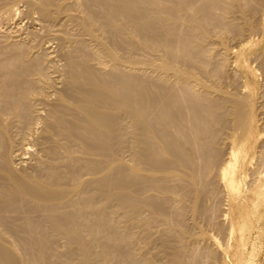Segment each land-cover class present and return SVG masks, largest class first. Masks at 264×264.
<instances>
[{
  "label": "bare ground",
  "instance_id": "6f19581e",
  "mask_svg": "<svg viewBox=\"0 0 264 264\" xmlns=\"http://www.w3.org/2000/svg\"><path fill=\"white\" fill-rule=\"evenodd\" d=\"M47 3H49V0ZM86 3L89 6L85 4V9L89 10L86 13H89L84 15L82 11L83 14L71 15L73 20L76 19L81 23L80 26L86 32L87 38L84 36L85 32L83 33L84 38H77L74 42L72 41L73 38H70L73 49L67 50L66 53L67 71L64 89H54L55 81L48 74L50 70L48 72V68L46 69L31 60L28 53L32 51H27L26 47L18 49L15 54H7L9 55L7 61L13 63H10V66L6 69H0V264H51L47 254L53 244L50 245V243L53 240L55 242V239H64L67 242L63 250V254L67 257L64 256V258L66 260L69 258V263L66 264H70V262L71 264H110L115 258L118 264H148L154 261V254L146 251V246H143V253L138 254L136 251L137 243L140 241H143L145 245L148 243V237L145 234L142 235V233L140 235L136 231V227L145 224L148 226V222L151 220L145 218V216L143 218V211L150 210L155 218L161 219L165 224L167 223L169 228H172L170 226L173 220L170 221V218H174L173 221L176 223L180 220L179 217L175 219L171 208L168 207L169 204H174L169 195L157 199V202L151 200V203L146 201L147 197L144 200L140 195L145 188L154 189L153 193L158 188L161 191L165 189L169 192H175L169 186L170 183L169 185L167 183L171 177H176L181 181L183 191L179 193V202L182 203L185 199L187 201V198L191 200L192 205H189V207L192 206L194 216L195 214L200 216L202 212L205 215L208 214L209 222L217 228L218 235L222 231L221 235L224 236L223 222L225 220L223 211L221 212L220 208L218 210L215 204L212 207L206 206V208V204H203L205 198L212 199L218 192V187L216 189L214 185L208 184L207 176L208 178L211 176V174L209 176V173L212 169L214 170L216 163L222 157V152L216 145L223 139L224 129L227 132L228 128L231 130L238 128L240 131L241 129H247L248 134V128L254 123L251 117L253 105L250 104L252 106H249V97L252 96V93L248 92L245 96L241 93L227 92V89L229 91L227 86L231 79L228 80L227 86L224 84L226 91L223 90V86V88H219L221 84L218 87L219 94L214 95L216 84L213 79L217 83L220 80L222 82L229 74L228 66L230 64L227 63L225 51L222 54L219 52V47L210 46L209 48L208 44L212 43V41L210 42L211 34L217 33L223 36L226 33L227 35L235 33L241 36L244 32L248 35L246 30L248 33L249 30L250 33L255 30L257 28L256 15L264 13L262 10L260 11L261 6L264 5V0H86ZM52 4L51 2L47 6L51 7ZM92 4L97 6V12L91 9ZM75 5L77 4L75 3ZM55 6L57 5L55 4ZM45 7L43 5L42 14L44 18L51 19L53 16L52 10L49 11L48 9L51 8ZM31 8L33 7L31 6ZM74 8H71L72 11ZM52 9L54 11V8ZM234 10L240 12L241 21L230 17ZM56 12L54 11V14ZM67 14H70V12L67 11ZM258 23L262 24V20ZM258 26L260 25L258 24ZM79 28L77 27V29ZM70 29L67 30L70 31ZM97 29L110 35L112 45L107 44L104 38L99 37ZM258 30L260 32V29ZM132 31L136 33L137 37H135L136 40L132 39L133 41L130 39ZM259 32L253 31L254 36L255 33ZM251 35L252 33L249 37ZM229 36L226 39L221 38L224 41L230 40ZM258 37L260 36L258 35ZM49 40L52 41V39ZM87 42L91 45L95 44V47L97 45L92 53L88 51L89 44ZM128 42L129 44L138 43L141 48L148 52V56H151V61L152 56L155 58L156 55L160 56V59L165 62L166 65L163 67L159 65V69L157 66H153V69H151L158 76L157 80L146 79L148 73L143 78L141 72L140 76L130 67H127L128 64L125 65V62H131L136 57L135 53L138 48L132 47L131 44V46H128ZM215 43L217 45L218 42ZM238 43L237 45L242 46L241 42L238 41ZM120 44L124 46H121L122 50H124V54L129 57L130 61L123 60L122 55L120 57V53H118L120 49L117 47ZM64 45L66 44L64 43ZM254 45L256 46V44ZM257 45L261 47V44L257 43ZM247 46L248 44L243 48ZM65 48L67 46L63 49ZM225 48L228 49V52L231 45ZM249 51L247 52L249 53ZM139 53L141 54V49ZM143 55L145 56V54ZM219 55H221V58ZM90 57L97 60L99 65L104 64L109 68L100 70L101 68L93 67ZM214 59L219 60L217 69L210 70L209 65ZM229 59H231V55ZM250 59L254 58L250 57ZM255 60L257 59L255 58ZM146 61L144 60V65H146ZM156 61L155 58L153 65ZM158 61L157 63L161 62ZM178 62L181 66L177 65ZM252 62L257 63L259 61ZM172 64L176 67L173 71L176 80L173 83L171 80L174 77L170 79L169 74ZM240 64L239 62L238 65ZM250 67L252 66L250 65ZM167 68H169V71H167ZM142 70L144 69L142 68ZM143 74L145 75L144 71ZM200 74L206 78L205 81L207 78L212 79L213 89H211V85L197 82L196 77ZM249 74L253 75V73ZM229 77L231 78L230 75ZM231 85L233 84L231 83ZM49 90H53V92ZM240 91L242 92V89ZM235 92H238V90H235ZM52 95L54 100L51 99ZM253 103L255 104V101ZM257 103H260V101H257ZM259 105H256V107L258 108ZM38 124L42 125H40L42 127L41 131L39 128L37 129ZM233 133L234 139H236L235 132ZM238 134V136L241 135L240 132ZM258 134L260 135V132ZM27 135L38 136L39 144H41L39 146L42 148L39 149L43 150V153L39 158L36 169L23 170L22 167V169L17 170L16 161L13 160L9 151L15 142L14 140L17 142L18 137ZM38 141H35V143ZM231 143L233 144V142ZM235 143L234 146H231V151L229 149L231 157L229 162L228 159L226 160L228 164L226 166L222 164L224 167H220V173L216 172L217 176L218 174L221 176V179L217 177L218 180L220 179V183H223L227 189L228 187L231 188V190L236 186L237 166L240 158H244L243 153H245L243 146L236 147L239 143L237 145ZM118 144L120 145L118 146ZM224 144L227 143L224 142ZM262 148L264 149V147ZM124 149L130 153L131 161L128 160V157L126 159L122 156ZM19 150H22V148ZM26 152L27 150L23 154ZM263 154L262 158L264 159ZM122 157L126 162L123 161ZM257 157L261 159V156ZM16 158L19 160V164L26 161L23 155L18 157L16 155ZM245 159L241 160L242 164H244ZM127 160L129 163H127ZM223 160H225V156ZM216 168L215 170H217ZM259 168H261V165L258 166ZM147 171H149V176L151 171V174L155 172V175L158 172L157 178L146 176ZM259 174L261 173L259 172ZM152 175L154 176V174ZM261 176L263 175L261 174ZM240 181L238 182L240 183ZM225 186H222V188ZM237 188L239 189V185ZM146 192L151 194V190ZM142 196L144 197V194ZM175 196L172 197L176 201ZM219 196L221 197V195ZM120 208H125L123 211L127 209L125 214L127 213L128 216H126L127 222L125 221V224L120 220L123 215V212L119 211ZM180 210H183V208ZM232 224L231 229H234ZM177 225L178 227L173 228L176 229L175 231H179V239L183 240L186 235L191 234L189 228L182 227V223L179 222ZM103 233L106 234V241H103ZM174 234L176 235V233ZM118 237L128 238L132 242L129 252L124 255V257L128 255V258H125L124 261L119 257L122 252L117 250L118 247L115 248L119 243L116 240L119 239ZM190 237L192 236H189V240H191ZM13 239H15V242L36 244V246H30L29 250L38 252L42 262L36 263L30 257L25 258L26 255L24 258H20L18 255L20 253L16 249L17 245L14 248L9 244L11 243L10 240L13 241ZM189 244H191V241ZM193 246L195 245H191V247ZM180 249L182 255L177 253L174 256L170 255L172 257L169 256L170 258L162 263L189 264L187 259L191 249L190 246L184 244ZM194 253L196 255L195 251ZM205 253H207L206 256L203 255L206 257L205 263L215 257L214 251L210 250ZM190 259L192 258H189V261ZM158 264L160 263L158 262Z\"/></svg>",
  "mask_w": 264,
  "mask_h": 264
},
{
  "label": "rangeland",
  "instance_id": "374dc122",
  "mask_svg": "<svg viewBox=\"0 0 264 264\" xmlns=\"http://www.w3.org/2000/svg\"><path fill=\"white\" fill-rule=\"evenodd\" d=\"M8 1V2H7ZM0 0V12L2 13V15L0 14V69H6L8 66H10V63H13L12 61H7V57L9 55L7 54H15L18 49H21V48H25L26 47V50L31 52V53H28L30 54L29 56L31 57V60H33L34 62L38 63L39 65L43 66L44 68H48V72L50 70V72L48 73L49 75L52 76V78L54 79L55 81V87L54 89H57V90H62L64 89V86L66 85V69H67V50L69 51L70 49L72 50L73 49V43L71 42V39L72 41L74 42L75 39L77 38H87L86 36V32L84 31L83 27L81 28V23L79 21H77L76 19L73 20L72 16L71 15H80L81 13L83 14L84 12V15H86V11H89L87 9H85V4L88 6V4L86 3V0H49V3H47L48 0ZM58 1V2H57ZM61 1V2H60ZM77 5H75V3ZM28 2V3H27ZM51 2L54 4L51 5V7H48ZM44 3V4H42ZM47 3V5H46ZM65 3V4H64ZM71 3V5H69ZM42 4V5H41ZM55 4L57 6H55ZM64 4V5H63ZM83 7H82V5ZM43 5L46 6L45 8H51V9H48L49 11L52 10V18L51 19H47L46 17L44 18V15L42 14V8H43ZM62 7H60V6ZM66 5V6H65ZM68 5V6H67ZM80 5V6H79ZM31 6L33 8H31ZM41 6V7H40ZM55 6V7H53ZM23 7V8H22ZM64 7V9H63ZM66 7V9H65ZM68 7V9H67ZM77 9H75V8ZM89 7V6H88ZM92 10L94 11H98L97 10V6L92 4L91 6ZM12 8V9H11ZM14 8V9H13ZM54 8V11H58L54 14V11L53 9ZM59 8V10H58ZM74 8V10L72 11V9ZM79 8V9H78ZM29 9V10H28ZM57 9V10H56ZM70 9V10H69ZM81 9V10H80ZM83 9V10H82ZM61 10V11H60ZM76 10V11H75ZM236 10V9H235ZM233 11V14L231 13L230 17H232L233 19L237 18L238 21H241L242 18L240 16V12L238 11ZM262 10V12H264V5L263 7L261 6V9L260 11ZM38 11V13H37ZM40 11V12H39ZM67 11L70 12V14H67ZM79 14H78V12ZM83 11V12H82ZM61 12V13H59ZM71 12H73V14H71ZM77 12V13H76ZM260 12V13H262ZM15 13V14H14ZM41 13V14H40ZM63 13V14H62ZM65 13V14H64ZM86 13V14H85ZM4 14V15H3ZM8 14V15H7ZM56 15V16H55ZM70 15V16H68ZM233 15H235L233 17ZM264 13L261 15V14H257L256 15V22H257V28L255 30H252L251 33V37H249V35L251 34L250 33V30H249V33L248 31L246 30V33L248 35L244 34L239 36L238 34H232V33H229L228 35H230V40H225L227 42H225L224 40H222L223 38H227L228 35L227 33L225 35H218L217 33L216 34H211V37H210V42L212 41V43L208 44L209 48L210 46L211 47H214L215 46L219 49H220V53L224 54V51H225V57L227 58L228 60V73L227 74V77L224 78V80L221 82V80L217 83L214 79H213V82L216 84V88L214 87L215 92L214 91V95H218L219 94V89L218 87L221 85V87L219 88H223V90L225 89L226 91V86L228 84V80H229V84H228V88H229V91L227 89V92L229 93H241V94H244L245 96L247 95L248 92H250V94L252 96L249 97V106L252 107L251 111H252V115H254L255 117L253 118V116L251 115L252 117V122L254 121V125L251 124L250 128L252 129L253 127V134H252V130L250 128H248V134H247V129H230L228 128V132L225 131L224 129V133H223V139L219 142L218 145H216V147L222 152V157L221 159H219V161L216 163L215 167H214V170L215 168L217 170H211V173H209V176L211 174V178L207 176V181H208V184H212L214 185V187L217 189L218 187V192L216 194V196H213L212 199L210 198H205L204 199V202L203 204L205 205V208L206 206L207 207H212L214 206H217L218 210L221 209V212L224 213V222H223V228L225 229L224 230V236L221 235V232L220 235H218L217 233V228H215L213 226V224H211L209 222V216L208 214L205 215V213H202L197 215L195 214L194 216V213L192 212V206L189 207V205H192V201L189 200L187 197V201H182L179 202V193H182L183 189H182V185H181V181L179 179H177L176 177H171V179L168 180V185L170 183V187H172V189H174L175 192H169V191H166L165 189L161 191V189H157L155 190V193L154 192V189H150V188H145L144 191L141 193V197L144 199L146 198V201L150 202L151 203V200L152 202H155L157 199H162L163 197L165 196H168L172 198V201L174 204H169V208H171L172 210V213L175 215V219L176 217H179V222L182 223V227H186L187 229L189 228V231H191V234L189 233L188 236L186 235V237L181 240L179 239L180 237V234H179V231H175L176 229H174L175 227H178V223H176L174 220V218H170L169 220L171 221L172 220V225L170 227L172 228H169L167 227V223L165 224L161 219L159 218H155L152 214V212L149 210H145L143 211V218L145 216V218H149V222H148V226L147 224L145 225H140L138 227H136V231L139 232V234L142 235L145 234L148 238V243L147 241H145L147 244L145 245L143 243V241H138L139 243H137L136 245V248H137V252L138 254H141L143 253V246H146V251L148 252H151L154 254V261L153 264H158V262L160 264H163L165 263L170 257L176 255L177 254H180L182 255V252H181V246L182 245H189L190 246V251H189V254H188V259L187 261L189 262V264H201V261H202V258H203V261H202V264H264V159L262 158V153H264V149L262 147H264V65H263V60H264V31H263V23H264V17H263ZM3 16V17H2ZM43 16V18H42ZM89 16V14H88ZM8 17V18H7ZM56 17V18H55ZM70 17V18H69ZM59 21H58V19ZM66 18H67V21H66ZM64 19V20H63ZM259 19V20H258ZM13 20V21H12ZM258 20V21H257ZM262 20V24L258 23L259 21L261 22ZM38 21V22H37ZM58 22V23H57ZM64 22V23H63ZM70 22H71V26H70ZM32 23V24H31ZM44 23V24H43ZM63 23V24H62ZM78 23V24H77ZM258 24L261 26H258ZM77 25V26H76ZM45 26V27H44ZM73 26V28H72ZM67 27V28H65ZM76 27V28H75ZM77 27L79 29H77ZM42 28V29H41ZM70 29V31H68ZM68 29V30H67ZM82 29V31H80ZM260 29V32L259 30ZM17 30V31H16ZM22 30V31H21ZM53 30V31H52ZM4 31V32H3ZM40 31V32H39ZM65 31H66V34H65ZM80 31V32H79ZM97 29V34L99 35V37L104 38V41L106 40L107 41V44L109 45H112L111 44V37L109 34H105L103 33V31ZM253 31L255 32H259V33H255V36H254V33ZM15 32V33H14ZM26 32V33H25ZM46 32V33H45ZM52 32V33H51ZM69 32V33H68ZM85 32V33H84ZM99 32V33H98ZM6 33V34H5ZM9 33V34H8ZM12 35H11V34ZM40 33V34H39ZM57 33V34H56ZM75 34V36L72 35ZM83 33H84V36H83ZM103 33V34H102ZM262 33V34H261ZM70 34V36H69ZM79 34V35H78ZM82 34V35H81ZM102 36H101V35ZM136 33H133L132 31V34L130 36V39L132 40H136ZM2 35V37H1ZM44 35V36H43ZM52 35V36H51ZM56 35V36H55ZM104 35V36H103ZM213 35V36H212ZM217 35V36H216ZM258 35L260 37H258ZM23 36V37H22ZM30 36V37H29ZM32 36V37H31ZM216 36V37H215ZM226 36V37H224ZM242 36H245V37H242ZM263 36V38H262ZM54 37V38H53ZM58 40H57V38ZM136 37V38H135ZM219 37V38H218ZM223 37V38H221ZM256 37V38H255ZM258 37V38H257ZM56 38V39H55ZM61 38V39H60ZM71 38V39H70ZM255 38V39H254ZM260 38V39H259ZM262 38V39H261ZM29 39V40H28ZM33 39V40H32ZM49 39H52L49 40ZM65 39V41H64ZM70 39V40H69ZM216 39V40H214ZM232 39V40H231ZM38 40V41H37ZM55 40V41H54ZM69 40V41H68ZM132 40V41H133ZM251 40V41H249ZM254 40H257V41H254ZM260 40V42H259ZM4 41V42H3ZM29 41V42H28ZM63 41V42H62ZM110 41V42H109ZM229 41V43H228ZM233 41V42H232ZM241 42V45H237V43ZM254 42V44H256V46L252 45V43ZM62 42V43H61ZM215 42H218L217 45ZM258 44H261V47L257 45ZM263 42V43H262ZM41 43V44H40ZM64 43L66 45H64ZM244 43V45H243ZM2 44V45H1ZM6 44V45H5ZM40 44V45H39ZM87 44H89L88 46V51L90 53L93 52V49H96L95 47V44L91 45L90 43L87 42ZM127 44V43H126ZM132 45V47H138L137 48V51L135 53V58H133V60L131 62H125V65L128 66L127 67H130L134 72H136V74L140 75L141 76V73H142V76L141 77H145L148 73V75L145 77L146 79H155L157 80L158 79V76L153 72L151 71V69H153V66L157 68L159 67V65L161 67H163L165 64V62L162 61V59H160V56H154L157 61H161L159 63L154 62V65H153V61L155 60V58H153L152 56V61H151V56L149 57L148 56V52L145 51L143 48H141V46L138 44V43H130ZM128 42V46H131ZM214 44V45H213ZM227 44H229L227 46ZM239 44V43H238ZM248 44L247 47H244L243 46H246ZM251 44V45H250ZM4 45V46H3ZM32 45V46H31ZM42 45V46H41ZM231 45V50L232 49H236V50H230L227 52V48L225 47H229ZM234 45V46H233ZM237 45V46H235ZM63 46V47H62ZM65 46H67V48L63 49ZM72 48H70V47ZM85 46V45H84ZM100 46V45H98ZM123 45L120 44V46H117L119 47L120 49V57L122 55V58L123 60L126 59V60H129L127 57L126 54H124V50H122L123 48L121 47ZM240 46V47H239ZM258 46V47H257ZM13 47V49H12ZM95 47V48H94ZM124 47V46H123ZM237 47V48H236ZM11 48V49H10ZM242 48V49H241ZM257 48V49H256ZM30 49V50H29ZM57 49V50H56ZM141 49V54L139 53V50ZM238 49V50H237ZM240 49V51H239ZM254 49V50H253ZM34 50V51H33ZM250 50V51H249ZM252 50V51H251ZM36 51V52H35ZM49 51V52H48ZM144 51V52H143ZM223 51V52H222ZM249 51V53L247 52ZM35 52V54H34ZM147 52V53H146ZM232 52V54H231ZM239 52V54H238ZM253 52V53H252ZM46 53H47V56H46ZM48 53H49V57H48ZM138 53V55H137ZM227 53V54H226ZM247 55H246V54ZM263 53V54H262ZM34 54V55H33ZM145 54V56L143 55ZM231 55V59L230 58V55ZM234 54V56H233ZM241 54V55H240ZM261 54V55H260ZM65 55V57H64ZM246 55V56H245ZM251 55V56H250ZM148 59V62L146 61L147 58ZM224 56V55H223ZM233 56V57H232ZM238 56V57H237ZM244 56V57H242ZM36 57V58H35ZM48 59L46 60L45 59ZM52 57V58H51ZM93 57V56H92ZM92 57H90V62L92 64L93 67L97 68V69H100V70H107L109 67L106 65L104 66V64H100L97 63L98 61L93 59ZM127 57V58H126ZM219 57L221 58V55H219ZM229 57V58H228ZM251 58H254V59H250ZM259 57V58H258ZM217 58V57H215ZM237 58H239L237 60ZM255 58L257 60H255ZM6 59V60H4ZM154 59V60H153ZM219 59V58H218ZM233 59V60H232ZM54 60V61H53ZM144 60L146 61L144 65ZM251 60V61H250ZM5 61V63H4ZM95 61V62H93ZM130 61V60H129ZM151 61V62H149ZM181 61V60H180ZM234 61V62H233ZM252 61L256 62V61H259L257 63H253ZM54 62V63H52ZM61 62V63H60ZM241 63L240 65H238V63ZM252 62V63H251ZM2 63V64H1ZM218 63H219V60H212L211 64L209 65L210 66V70H215L217 69V66H218ZM233 63V64H232ZM235 63V64H234ZM97 64V65H96ZM232 64V66H231ZM255 64V65H253ZM59 67H58V66ZM133 65V66H131ZM179 66L180 63L178 62ZM243 65V66H242ZM250 65L252 67H250ZM259 69H257L258 67ZM4 66V67H3ZM55 66V67H54ZM139 66V67H138ZM147 66V67H146ZM208 66V67H209ZM216 66V67H215ZM248 66V67H247ZM256 68H255V67ZM65 67V68H64ZM104 69H103V68ZM138 67V69H137ZM141 67V69H139ZM172 68H170V71L168 70L169 68H167V71H169V74H170V79H174L171 80V82L173 83V81H175V75L173 74V71L174 69L176 68L175 65H171L170 66ZM241 69H240V68ZM142 68L144 70H142ZM146 68V69H145ZM149 72H148V70ZM244 68V69H243ZM254 68V69H253ZM45 69V71L47 72V70ZM159 69V68H158ZM250 71H249V70ZM147 70V71H146ZM231 70V71H230ZM262 70V71H261ZM55 71H58V72H55ZM143 71L145 73V75L143 74ZM161 71V70H159ZM246 71V72H245ZM257 71V72H256ZM261 71V72H260ZM60 72V73H59ZM141 72V73H140ZM241 72V73H240ZM255 72V73H254ZM249 73H253L252 74H249ZM61 74V75H60ZM151 74V75H150ZM172 74V75H171ZM256 74V75H255ZM263 74V75H262ZM65 75V76H64ZM229 75L231 76V78L229 77ZM250 75V76H249ZM252 75V76H251ZM61 76V77H60ZM151 76V77H149ZM172 76V77H171ZM55 77V78H54ZM196 77V75H195ZM237 77V78H236ZM250 77V79H248ZM252 77V78H251ZM255 79H254V78ZM256 77H258L256 79ZM58 78V79H57ZM60 78V79H59ZM64 78V80H63ZM160 78V77H159ZM198 80L197 82L198 83H204V84H208V85H211V89H213V82H212V79H209L207 78V80L205 81L204 79H206L205 77H203L201 74L198 75L196 77ZM202 78V79H201ZM228 78V79H227ZM241 79V80H240ZM258 80V81H256ZM205 81V82H204ZM57 82V84H56ZM212 82V83H211ZM211 83V84H210ZM231 83L234 85H231ZM236 83V84H234ZM258 83V84H257ZM226 86H225V85ZM261 84V85H260ZM229 85H231V87H229ZM236 85V86H235ZM238 85V87H237ZM62 86V87H61ZM223 86V87H222ZM255 86V88H254ZM259 86V87H258ZM198 87V86H197ZM231 88H235V90H238V92H235V90L231 89ZM257 88V89H256ZM262 88V89H261ZM242 89V92L239 90ZM244 89V90H243ZM259 89V90H258ZM246 90V92H245ZM261 90V91H260ZM49 91H52L53 90H49ZM256 93V94H255ZM255 94V95H254ZM263 95V96H262ZM253 98V99H252ZM256 98H259V99H256ZM52 100H54V96L52 95L51 97ZM51 101V100H50ZM255 101V104L253 103ZM257 101L260 103H257ZM52 102V101H51ZM252 104V105H250ZM258 108L256 107V105H258ZM255 105V106H254ZM260 107V108H259ZM262 107V108H261ZM257 110H256V109ZM261 109V110H260ZM255 110V111H254ZM254 111V112H253ZM255 113V114H254ZM257 118V119H256ZM251 119V118H250ZM258 120V121H257ZM41 124H38L37 125V129L39 128L40 131L42 129V125L40 126ZM255 126V127H254ZM230 129V131H229ZM227 130V129H226ZM260 130V131H259ZM39 131V132H40ZM235 132V136H236V139H234V133ZM258 131V132H257ZM227 132V133H226ZM231 132V133H229ZM240 132V136H238ZM243 132V133H242ZM251 132V133H250ZM256 132V134H255ZM260 132V135L258 134ZM227 136H225L226 134ZM230 134V136H229ZM238 134V135H237ZM251 134V135H250ZM258 134V135H257ZM243 135V136H242ZM246 137H245V136ZM250 135V136H248ZM262 135V136H261ZM27 135V136H24V137H18L17 138V142L16 140H14L15 142L12 144V147L10 148V154L13 158L14 161H16V167H17V170H20L22 169L23 167V170L26 169V170H34L38 167V164H39V158L40 156L42 155L43 153V150L41 151L40 149H42L39 145L40 142L38 141V136L35 137V135ZM229 136V137H228ZM238 136V137H237ZM256 136V137H255ZM34 137V139H33ZM227 140H226V138ZM241 137V138H239ZM245 137V138H244ZM20 138V139H19ZM25 139V140H24ZM31 139V140H30ZM231 139V140H230ZM234 139V141H233ZM242 139V140H240ZM244 139V140H243ZM21 140V142H20ZM229 140V141H228ZM238 140V141H237ZM249 140V142H248ZM262 140V141H261ZM30 141V142H29ZM34 141V142H33ZM35 141H38L37 143H35ZM237 141V143H235ZM255 141V142H254ZM227 143V144H224ZM233 142V144L231 143ZM243 142V143H242ZM246 142V144H244ZM21 143V144H20ZM27 143V144H26ZM234 143L235 145H237L238 143V146L236 147H239V146H243V150L244 152L246 153H243V157L240 158V162L238 163V166H237V171H236V174H235V182H236V186L234 188H229L227 189V187L223 184V183H220V179H221V176L218 174V176L216 175L217 173L216 172H219V170H221L222 167H224L223 165H227L228 162H229V158L231 157V154L229 153V149L231 151V146L233 145L234 146ZM243 145H242V144ZM260 143V144H259ZM20 144V146H19ZM26 144V145H25ZM29 144V145H28ZM33 146H32V145ZM38 144V145H36ZM16 145V147H15ZM24 148H23V146ZM31 145V146H30ZM35 145V146H34ZM120 144H118L119 146ZM220 145V146H219ZM222 145V146H221ZM30 146V147H29ZM228 146V148H227ZM245 146V147H244ZM20 147V148H19ZM26 147V148H25ZM222 147V148H221ZM230 147V148H229ZM22 148V150H19V149ZM33 148V149H32ZM40 148V149H39ZM245 148V149H244ZM247 148V150H246ZM27 152L25 154H23V152H25L26 150ZM30 149V150H29ZM36 149V150H35ZM225 149V151H224ZM29 150V151H28ZM126 149H124L121 153L123 154L122 156L124 158L127 159L128 157V160L131 161V156H130V153L129 152H126L125 151ZM223 150V151H222ZM262 150V151H261ZM15 151V152H14ZM20 151V152H18ZM226 151H227V156H226ZM248 153H247V152ZM259 153H258V152ZM31 152V153H30ZM260 152L261 155H260ZM41 153V154H40ZM128 153V154H127ZM23 157L25 156L24 159H26V161H23L21 162V166L19 164V160H17L16 158V155L17 157L18 156H22ZM229 154V155H228ZM15 155V157H14ZM225 156V160L224 159V156ZM31 156V157H30ZM37 156V157H36ZM130 156V157H129ZM257 156H261V159L260 157H257ZM264 156V154H263ZM122 157V159H123ZM130 158V159H129ZM165 158V157H164ZM246 158V159H245ZM228 159V162L226 161ZM244 160V164H242V161L241 160ZM127 160V163H129V161ZM224 162H223V161ZM258 160V161H257ZM124 162H126L124 159H123ZM222 161V162H221ZM226 161V162H225ZM18 162V164H17ZM219 162H221V164H219ZM256 162V164H255ZM132 163V162H130ZM23 164V165H22ZM37 164V165H36ZM223 164V165H222ZM243 165V166H242ZM261 165V168L258 169V166ZM20 167V168H19ZM221 167V168H220ZM243 171H242V169ZM253 169V170H251ZM256 169V170H255ZM258 169V170H257ZM150 170V169H149ZM154 171V170H153ZM213 171V172H212ZM252 171V172H251ZM262 171V172H261ZM149 171H147V174L144 172V174H146V176L148 177H154V178H157V174L158 172H156V175H155V172L152 173L154 174V176L151 174L150 172V176H149ZM215 172V173H214ZM244 172V173H243ZM259 172L263 175L261 176V174H259ZM258 173V175H256ZM213 174V175H212ZM241 174V175H240ZM152 175V176H151ZM216 175V176H215ZM255 175V176H254ZM215 176V177H214ZM259 176V178H258ZM219 177L220 179L218 180ZM240 183L238 182L239 180ZM261 177V178H260ZM175 178V180H174ZM216 178V179H215ZM252 178V179H251ZM257 178V179H256ZM249 179V180H248ZM212 180V181H211ZM256 180V182H255ZM170 181V182H169ZM178 181V182H177ZM216 181V182H215ZM218 181V182H217ZM252 181V182H251ZM158 182V181H157ZM172 182V183H171ZM180 182V183H179ZM210 182V183H209ZM213 182V183H212ZM255 182V183H254ZM179 183V184H178ZM217 183V184H216ZM238 183V184H237ZM252 183V184H250ZM220 186H219V185ZM245 184V185H244ZM179 185V186H178ZM217 185V186H216ZM239 185V189L237 188ZM174 186V187H173ZM222 186H225L222 188ZM178 187V188H177ZM176 188V190H175ZM248 188V189H247ZM147 189V190H146ZM223 189V190H222ZM233 189H235L233 191ZM151 190V192H150ZM220 190V192H219ZM249 190V191H248ZM146 191H149L151 194H149L148 192ZM180 191V192H179ZM223 191V193H222ZM158 192L159 193V196H158ZM162 192V193H161ZM172 193V194H171ZM178 193V194H177ZM220 193V194H219ZM222 193V194H221ZM142 194H144V197L142 196ZM147 194V195H146ZM154 194V195H153ZM175 195L176 197V201L178 200V202L176 203L175 199H173V197ZM221 195V197L219 196ZM152 199H150L151 197ZM219 196V197H218ZM150 197V198H149ZM215 197V198H214ZM217 197V198H216ZM221 198V199H220ZM154 199V200H153ZM210 199V200H208ZM218 199V200H217ZM145 200V199H144ZM206 200V202H205ZM216 200V202H215ZM157 202V201H156ZM211 202V203H210ZM223 202V203H222ZM186 203V204H185ZM191 203V204H190ZM210 203V204H209ZM225 203V204H224ZM177 204V205H176ZM179 205H183L182 207L179 206ZM187 205H188V208H187ZM203 205V206H204ZM173 206V207H172ZM179 206V207H177ZM186 206V207H185ZM221 206V207H220ZM228 206V207H227ZM174 210H173V209ZM181 208H183V210H180ZM185 208V209H184ZM220 208V209H219ZM121 210H119L120 212H123V215L120 217V220H122L123 224H125V221L127 222V219H126V216H128V214L126 215L125 212L127 211H123L125 210V208H120ZM169 210V209H168ZM170 210V211H171ZM228 210V212H227ZM181 211V212H180ZM180 213V215H178ZM227 213V214H226ZM184 214V215H182ZM170 215H171V212H170ZM193 215V216H192ZM218 215V213L216 214V216ZM141 216V217H142ZM206 216V218H205ZM208 217V218H207ZM231 217V218H230ZM122 218V219H121ZM128 218V217H127ZM183 218V219H182ZM185 218V220H184ZM227 218V219H226ZM199 219V220H198ZM207 219V220H206ZM222 219V217H221ZM228 220V221H227ZM169 222V221H168ZM175 223H176V226H175ZM186 223V224H185ZM233 223V224H232ZM174 224V225H173ZM203 224V225H202ZM231 224H232V228L234 229H231ZM180 225V224H179ZM195 225V227H194ZM211 225V226H210ZM227 225V226H226ZM163 227V229H162ZM174 227V228H173ZM192 227V228H190ZM203 230H202V229ZM215 228V229H213ZM228 228V229H227ZM170 229V230H169ZM192 229V230H191ZM168 230V232H167ZM214 230V231H213ZM223 230V229H222ZM171 232V233H170ZM176 233V235L174 233ZM106 233V232H105ZM103 233V241H106V234ZM108 233V232H107ZM179 235H178V234ZM226 235V236H225ZM228 235V236H227ZM189 236H192L190 237L191 240H189ZM221 236V237H220ZM224 237V238H222ZM231 237V238H230ZM119 238V237H118ZM187 238V239H186ZM194 238V239H193ZM201 238V239H200ZM230 238V240H229ZM128 239V238H126ZM125 238H119V239H116L117 242V245L115 248L118 249L117 250H120L122 253L121 255L119 256L121 258L122 261H124V259L128 258V255H125L126 252H129V248H131V243L130 242V239L126 240ZM186 239V240H185ZM207 239V241H206ZM123 240V241H122ZM185 240V242H184ZM193 240V242H192ZM197 240V241H196ZM179 241V242H178ZM191 241V244H189V242ZM196 241V242H195ZM10 242L12 243H8L10 244V246H14L15 248V245L16 246V249L18 251V254L20 256V258H31L33 260L36 261V263H41L42 262V259L40 258V254L35 251H30L29 248L30 246H36V244L34 243H24V242H15V239L10 240ZM61 242V243H60ZM181 242V243H180ZM7 243V244H8ZM53 243V244H52ZM195 243V244H193ZM199 243V244H198ZM206 243V244H205ZM220 243V244H219ZM228 243V244H227ZM33 244V245H32ZM52 244V245H51ZM55 244V245H54ZM57 244V245H56ZM67 242L66 240L64 239H55V242L54 240L50 243V252L47 254L48 255V258L50 260V263L51 264H61L62 262L64 264H66L67 262L69 263V258L66 260V256L63 254V250L66 246ZM120 244V245H119ZM130 246H129V245ZM138 244H140V246H138ZM171 244V245H170ZM179 244V245H178ZM181 244V245H180ZM202 248H201V246ZM64 245V247H63ZM124 245L126 246L124 248ZM191 245H195L193 247H191ZM225 245V246H223ZM22 246V247H21ZM24 246V247H23ZM27 246V247H26ZM18 247V248H17ZM121 247H122V250H121ZM22 248V249H21ZM25 248V249H24ZM124 248V249H123ZM196 248V249H195ZM199 248V249H198ZM215 248V249H214ZM55 249V250H54ZM61 249H62V252H61ZM21 250H22V253H21ZM24 250V252H23ZM52 250V252H51ZM54 250V251H53ZM60 250V251H59ZM176 250V251H175ZM202 250V252H201ZM214 251L215 252V257L210 259V261H207L206 263L204 262L206 260V254L205 252H209V251ZM219 250V251H218ZM116 251V250H115ZM125 251V252H124ZM173 251L175 252L173 254ZM194 251L196 252V255L194 253ZM172 252V254H171ZM55 253V254H54ZM62 253V254H61ZM170 253V254H169ZM191 253V254H190ZM201 253V254H200ZM205 253V254H204ZM23 254V255H22ZM35 254V255H34ZM52 254H54L52 256ZM58 254V255H56ZM61 254V255H60ZM199 255V258H198V255ZM161 257H160V256ZM167 255V257H166ZM172 255V256H170ZM204 255V256H203ZM59 256V257H58ZM63 256V257H62ZM64 256L66 258H64ZM123 256V258H122ZM170 256V257H169ZM195 256V257H194ZM217 256V258H216ZM220 256V257H219ZM187 257V256H186ZM223 257V258H222ZM38 258V259H37ZM119 258V259H120ZM165 258V259H164ZM189 258H192V259H195V260H192L190 259L189 261ZM125 259V260H126ZM161 262H160V260ZM166 260V261H165ZM214 260V261H213ZM53 261V263H52ZM66 261V262H65ZM115 261V262H114ZM113 262H111L110 264H118L117 263V260L115 258ZM193 261V262H192ZM217 261V262H216ZM152 262H149L148 264H152ZM163 262V263H162ZM209 262V263H208ZM211 262V263H210ZM219 262V263H218ZM71 264V262H70Z\"/></svg>",
  "mask_w": 264,
  "mask_h": 264
}]
</instances>
